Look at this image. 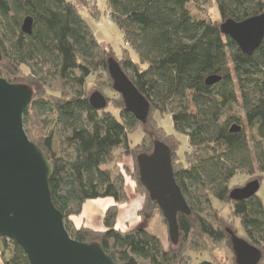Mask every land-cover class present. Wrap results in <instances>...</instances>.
Returning a JSON list of instances; mask_svg holds the SVG:
<instances>
[{
	"label": "trees",
	"instance_id": "1",
	"mask_svg": "<svg viewBox=\"0 0 264 264\" xmlns=\"http://www.w3.org/2000/svg\"><path fill=\"white\" fill-rule=\"evenodd\" d=\"M86 1L0 0V75L34 91L25 129L54 165L52 199L71 236L100 243L116 264H192L190 251L203 250L206 238L228 240L232 246L233 236L259 248L263 259V199L256 194L234 200L230 183L238 173L264 172V39L248 55L220 25L228 18L242 21L263 13L264 0H214L221 20L207 13L208 0H107L110 16L130 46L120 57L98 40L84 18L81 5ZM28 16L34 19L32 34L22 30ZM110 58L150 101L147 123L125 108L119 93L118 114L109 109V100L102 109L91 105L90 78H105L113 88ZM213 75L221 79L207 84ZM154 112L171 115L175 132L188 137L185 158L175 133L151 129ZM235 124L242 129L232 131ZM139 125L144 138L134 148L130 134ZM156 140L171 148L174 176L191 210L178 214L179 241L169 238V247L145 228H116L119 204L128 193L124 175L108 167L117 150L136 156L138 186L147 194L140 215L151 220L159 210L164 218L140 180L137 163ZM107 197L115 204L105 212V230L74 225L71 217L82 214L88 200ZM213 198L231 203L244 236L218 217ZM0 264L30 263L14 239L0 237Z\"/></svg>",
	"mask_w": 264,
	"mask_h": 264
},
{
	"label": "water",
	"instance_id": "2",
	"mask_svg": "<svg viewBox=\"0 0 264 264\" xmlns=\"http://www.w3.org/2000/svg\"><path fill=\"white\" fill-rule=\"evenodd\" d=\"M33 24V17H26L22 30L32 34ZM220 29L244 53L252 55L264 39V12L242 21L228 18ZM108 71L125 108L138 121L147 123L150 101L116 59H109ZM220 79L221 76L213 75L206 83L212 85ZM33 97L31 87L11 83L0 75V237L14 239L26 252L30 264H116L100 243L74 239L66 227L64 214L53 202L50 181L54 165L45 151L29 138L24 124ZM89 100L96 109L108 104L106 96L99 91L93 92ZM241 129L238 124L231 128L232 131ZM137 163L141 182L151 200L160 207L171 240L178 243V214H190L191 210L174 176L171 148L156 140L153 150L140 154ZM260 187V180L254 179L234 188L230 196L238 201L249 199ZM232 242L239 264L260 263L259 248L237 236L232 237Z\"/></svg>",
	"mask_w": 264,
	"mask_h": 264
},
{
	"label": "rangeland",
	"instance_id": "3",
	"mask_svg": "<svg viewBox=\"0 0 264 264\" xmlns=\"http://www.w3.org/2000/svg\"><path fill=\"white\" fill-rule=\"evenodd\" d=\"M204 7L207 13L214 17V19L221 20V16L214 0H208V3ZM81 11L84 18L95 31L98 40L101 43H104L108 49L112 50V47L117 57L122 55V49L124 47H130L124 40L122 30L115 24L114 19L110 16L107 0H87L81 5ZM29 71L30 69L28 67H24L25 73H28ZM107 83L108 82L105 80V78L102 77H99L98 79L97 76L90 78L87 90L90 94L100 90L101 93L104 94L109 100V109L118 114L120 111L121 98L118 92L109 86V84L107 86ZM237 112L238 115L244 117V113L240 109ZM153 116L155 118V120L153 119L155 128L151 129H153V131L155 129H159L162 133L164 130H166L168 133H175L178 137L177 139L180 140L178 152L181 154L182 158H185L184 152L190 150L188 137L175 132L171 115L168 114L163 116L158 112H154ZM159 126H161V128ZM145 127L150 129L149 127L151 126L145 125ZM143 130L144 126L139 125L130 134L132 147L136 148V146L142 142L144 138ZM160 131L159 133H161ZM153 139L157 138L153 137ZM135 163L136 156L133 154H127L122 150H117L112 163L108 165V167L114 172H119L124 175L126 191L128 193V200L119 204L118 218L119 216L121 217L120 220L122 225H124L125 219H127L130 221L127 222L129 226L133 228H145L149 232L156 234L157 236H161L163 239V241H161L163 242L164 246L169 247L171 242L169 239L170 236L168 223L164 220L159 210L156 211L155 216L151 220H145L140 215V210L143 207L147 194L138 186V173ZM254 179H258L261 182V187L257 194L263 199L264 202V172L256 171L253 175L238 173L232 179L230 184L232 188H238L246 185L249 181ZM212 203L215 211L218 214V217L226 221V226L236 229L238 235L244 236L245 232L241 221L239 218H235L231 203L222 202L216 198L212 199ZM82 215L83 212L80 215L71 217L72 222L76 227V223L81 221ZM200 243L203 245L204 242ZM204 245L205 246L203 250L190 251L189 254L192 257V264H197L203 261H213L218 262L219 264H239L236 259L235 250L233 246L230 245L228 240L214 242L210 238H206V243H204ZM260 264H264V258L260 261Z\"/></svg>",
	"mask_w": 264,
	"mask_h": 264
},
{
	"label": "crops",
	"instance_id": "4",
	"mask_svg": "<svg viewBox=\"0 0 264 264\" xmlns=\"http://www.w3.org/2000/svg\"><path fill=\"white\" fill-rule=\"evenodd\" d=\"M113 204H115V201L111 197L88 200L84 205L81 221L79 223H76L77 227L86 226L94 230H99V231L105 230L103 217L108 207H110ZM130 217H126V218H130ZM120 218L121 217L119 216L116 222L117 229L126 231L133 228L127 224V222H130L127 219H125L124 225H122ZM158 237L163 241L161 236Z\"/></svg>",
	"mask_w": 264,
	"mask_h": 264
}]
</instances>
